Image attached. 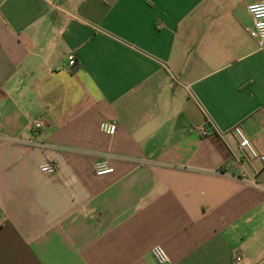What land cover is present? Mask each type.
<instances>
[{"label": "crops", "instance_id": "obj_1", "mask_svg": "<svg viewBox=\"0 0 264 264\" xmlns=\"http://www.w3.org/2000/svg\"><path fill=\"white\" fill-rule=\"evenodd\" d=\"M258 2L0 0V264H264Z\"/></svg>", "mask_w": 264, "mask_h": 264}, {"label": "built area", "instance_id": "obj_2", "mask_svg": "<svg viewBox=\"0 0 264 264\" xmlns=\"http://www.w3.org/2000/svg\"><path fill=\"white\" fill-rule=\"evenodd\" d=\"M247 13L252 18V27L248 30V34L251 39L257 41L258 45L260 47L264 46V2H258V3H251L246 6ZM68 66L73 67L75 66V60L74 57L71 56L68 61ZM33 128L37 131L43 128V120L37 119L33 123ZM100 130L102 133L108 136H112L115 134L116 131V125L115 123H102L100 125ZM201 136H206L207 132L202 129L198 128ZM233 134L237 139L238 143V149L240 152H243L245 155H247L251 159H259L261 163L264 165V155L259 154L252 144L249 142L247 137L245 136L244 132L241 130L240 127L235 126L233 128ZM28 145L39 148V149H45L47 146L45 144H39V143H32L28 142ZM110 156L104 155L102 158H100L96 164H95V175L96 176H104L109 175L113 173V168L109 164ZM40 172L43 174H53L55 173V166L52 163H47L42 165L40 168ZM150 254L153 258V260L157 264H171L169 257L165 253V251L160 246H154L150 250ZM241 257L240 255H237L235 257V261H240Z\"/></svg>", "mask_w": 264, "mask_h": 264}]
</instances>
